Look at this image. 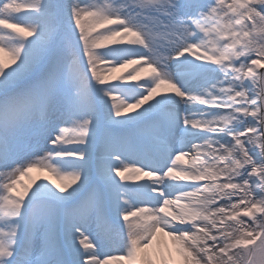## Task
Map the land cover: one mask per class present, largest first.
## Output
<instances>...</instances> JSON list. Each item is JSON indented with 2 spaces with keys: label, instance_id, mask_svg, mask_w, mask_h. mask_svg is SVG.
<instances>
[{
  "label": "snow or ice",
  "instance_id": "snow-or-ice-1",
  "mask_svg": "<svg viewBox=\"0 0 264 264\" xmlns=\"http://www.w3.org/2000/svg\"><path fill=\"white\" fill-rule=\"evenodd\" d=\"M0 264H264V0H0Z\"/></svg>",
  "mask_w": 264,
  "mask_h": 264
},
{
  "label": "bare ground",
  "instance_id": "bare-ground-1",
  "mask_svg": "<svg viewBox=\"0 0 264 264\" xmlns=\"http://www.w3.org/2000/svg\"><path fill=\"white\" fill-rule=\"evenodd\" d=\"M101 31H102V29H101ZM109 46H111V45H109ZM132 67H135V65H129L126 68H117V70L114 72H103L102 71L100 74L102 77H106L108 82H115L116 77H119L122 74H126L128 71L131 70ZM149 72H150V70H148L146 68V65H144L143 62L141 61L140 67H138V69H137L138 75H137V73H133V76L137 77L136 80H129L126 82L127 83H136L138 81L142 82L144 79L148 78ZM39 172H41V170L33 169L26 176L20 177V185H28L33 180H36L35 178L38 175H40ZM47 173L49 174V180L48 181H51L53 184L59 183V181H57L56 178L51 173H49V172H47ZM20 185H18L17 187L19 188Z\"/></svg>",
  "mask_w": 264,
  "mask_h": 264
},
{
  "label": "rangeland",
  "instance_id": "rangeland-1",
  "mask_svg": "<svg viewBox=\"0 0 264 264\" xmlns=\"http://www.w3.org/2000/svg\"><path fill=\"white\" fill-rule=\"evenodd\" d=\"M39 174H40L41 176L45 175L46 178H47V176H48V173H47L46 170H41V172H39ZM35 179H36V180H40V179H44V178H40V177H38V178H35Z\"/></svg>",
  "mask_w": 264,
  "mask_h": 264
}]
</instances>
